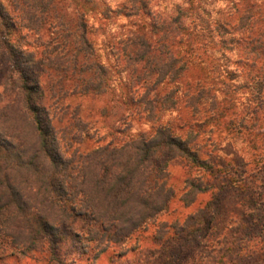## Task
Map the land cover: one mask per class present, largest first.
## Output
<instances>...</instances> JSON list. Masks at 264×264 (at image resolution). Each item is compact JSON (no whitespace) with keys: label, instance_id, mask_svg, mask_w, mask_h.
Wrapping results in <instances>:
<instances>
[{"label":"trees","instance_id":"trees-1","mask_svg":"<svg viewBox=\"0 0 264 264\" xmlns=\"http://www.w3.org/2000/svg\"><path fill=\"white\" fill-rule=\"evenodd\" d=\"M140 2L143 12H147L145 2ZM80 7L76 0H0V55L8 63V67L1 68L0 97H9L0 104V224H7L0 228L12 229L6 230L12 234L6 232L12 244L37 242L43 251L48 244L50 258L61 264H66L64 256L70 254L67 250L76 249L73 244L82 235H95L101 242L116 244L167 212L174 197V189L165 181L168 161L180 157L193 166L216 169L215 161L202 158L196 148L199 135L209 138L213 132L214 126L207 129L206 124L221 121L224 128L228 126L235 132L228 135L260 150L264 148V137L257 133L264 132V128L258 125L251 133L249 127L264 121V66L248 70L251 73L243 82H231L234 92L242 87L252 94L249 101H242L240 112L236 113V100L227 95L219 98L217 88L203 79L184 82L183 94L178 97L179 80L192 60L179 54L173 43L171 47L165 41L167 35L157 41L145 27L129 31L121 48L129 115L157 122L161 111L176 110L186 119L176 121L183 132L176 133L172 125L175 121L168 119L154 124L149 136L139 133L121 144L104 143L80 158L63 156L50 115L56 99L100 94L107 86L108 68L97 57L90 25ZM139 9L137 3L131 5L129 16L139 15ZM28 38L35 42V48L22 45ZM220 41L227 46L226 37ZM224 86L225 94L228 82ZM251 101L257 104L252 106ZM63 118L57 122L65 128L68 121L64 123ZM26 124L28 141L21 138ZM87 133L80 137L85 140ZM256 162L251 160L254 167ZM219 166L226 169V165ZM232 180L238 181L230 173V182L222 185ZM186 183V196L210 187L216 193L212 192V200L187 215L183 223L171 225L169 237L176 241H166L163 264L195 263L198 238L208 235L210 211L219 207L217 185L202 188L194 181ZM235 185L245 191L241 205L250 219L255 217L251 224L246 222V229L253 230L264 223V182L256 185L255 181L241 180ZM27 189L33 191L32 195ZM192 200H184L185 205ZM244 225L236 232H242ZM64 237L70 242L65 250ZM39 248L30 250L41 253Z\"/></svg>","mask_w":264,"mask_h":264},{"label":"rangeland","instance_id":"rangeland-1","mask_svg":"<svg viewBox=\"0 0 264 264\" xmlns=\"http://www.w3.org/2000/svg\"><path fill=\"white\" fill-rule=\"evenodd\" d=\"M76 1L80 3V9L85 12L90 25V37L97 57L108 68L107 86L100 94H72L63 100L56 99L50 115L56 126L54 130L63 156L80 158L82 153L104 143L121 144L139 133L149 136L154 126L168 119L175 121L172 125L176 133L183 132L176 126V121L183 118L180 114H184L176 110L161 111L157 122L133 119L129 115L128 91L123 79L125 74L121 71L122 64H125L121 48L128 32L134 29L147 27L148 31L154 33L152 39L157 41H160V36L167 35L164 38L171 47L173 43L179 54L191 58L187 71L179 80L181 89L178 97L183 94L184 82L203 79L217 88L219 98L227 95L237 101L236 113L242 110L243 100L249 101L251 91L239 87L234 92V84L245 81L252 68L264 66V0H142L147 12H143L141 0ZM135 3L140 7V14L129 16L130 7ZM221 37L227 38V46L221 43ZM30 40L26 39L22 45L35 48V42ZM110 46H113L118 59ZM5 67H8L7 58L1 54L0 92L3 90L1 68ZM224 82L229 85L225 94L222 91ZM8 98L6 95L0 97V104ZM261 99L264 105V94H261ZM250 103L252 106L257 104L255 101ZM63 115L64 123L68 121L65 128L57 122ZM258 125L264 128V121L250 124L251 133L259 128ZM210 126H214L210 137L199 135L196 148L202 158L215 161L216 169L212 171L196 167L180 157L168 161L165 181L174 189V197L167 212L116 244L107 240L101 242L95 235L78 237L76 245L74 243L72 247L76 249L67 250L70 254L64 256L66 264H163L162 251L166 241H176V238L169 237L171 225L174 222L183 223L187 215L211 201L212 192H215L211 185H217L220 190L217 194L219 207L210 211L212 223L208 235L198 238L200 247L194 264H264V223L253 230L246 229V222L251 224L255 217L250 219L244 213H247V209L241 205L240 197L245 191L235 185L241 180L255 181L256 185L264 182V148L260 150L259 146L228 135L235 132L230 131L228 126L224 128L221 121L204 127L208 129ZM22 129L21 138L28 141V124ZM85 133L88 137L85 136L83 140L80 135ZM257 133L264 137L263 131L258 130ZM255 159L257 164L254 167L251 160ZM219 164L226 165V169ZM230 173L235 174L238 181L232 180L229 185H222L223 182H230ZM187 180L196 182L202 188H210L186 196ZM27 192L30 195L33 193L29 189ZM192 198L194 201L185 205L184 202ZM1 225L7 224L2 222ZM241 225L245 226L244 231L237 233ZM6 230L12 231L10 228H0V264H61L50 258L48 244L43 247L46 251L40 250L37 242L32 245H23L22 241L12 244L9 239L12 234ZM69 244L68 238L64 237V250ZM31 248H39L41 253L31 252Z\"/></svg>","mask_w":264,"mask_h":264}]
</instances>
